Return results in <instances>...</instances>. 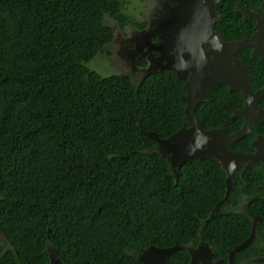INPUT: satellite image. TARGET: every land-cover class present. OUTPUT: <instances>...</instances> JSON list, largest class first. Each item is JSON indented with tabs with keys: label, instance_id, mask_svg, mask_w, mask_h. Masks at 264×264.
Instances as JSON below:
<instances>
[{
	"label": "trees",
	"instance_id": "1",
	"mask_svg": "<svg viewBox=\"0 0 264 264\" xmlns=\"http://www.w3.org/2000/svg\"><path fill=\"white\" fill-rule=\"evenodd\" d=\"M123 1L0 0V228L12 246L0 264H47V242L66 264H143L134 252L148 244L244 228L207 218L225 189L216 160L187 159L173 176L145 133L182 127V80L88 66ZM188 258L176 249L167 264Z\"/></svg>",
	"mask_w": 264,
	"mask_h": 264
},
{
	"label": "flooded vegetation",
	"instance_id": "2",
	"mask_svg": "<svg viewBox=\"0 0 264 264\" xmlns=\"http://www.w3.org/2000/svg\"><path fill=\"white\" fill-rule=\"evenodd\" d=\"M123 6L125 17L110 19L113 37L96 56L98 59L105 55L96 70L105 75H128L133 82H138L150 61L152 66L159 68L173 65L175 55L186 57L194 62L190 64L192 68L204 66L205 74H211L216 80L211 96H203L193 109L195 116L201 119L202 127L223 128L229 134L246 129L245 134L229 144L230 151L241 158L224 155V166L218 159L207 157L218 162L225 182L224 194L210 213L219 204L213 217L224 216L244 228L234 229L223 241L205 239L200 228L198 239L185 243L196 250L197 258L193 264H264V0H137L134 14H125ZM214 32L219 40L214 39ZM251 39L257 42L241 46L233 53L234 58L247 68V78L242 75L230 78L234 72L228 57L230 50L223 44ZM198 43L202 51L211 53L209 61L196 55L189 56L188 49ZM157 71L177 75L173 70ZM177 77L183 82L185 95V81ZM228 80L247 86V97L241 88H231ZM207 112H210L212 122L209 127L205 126L201 115ZM189 125L186 122V126ZM226 168L234 182L227 198L220 202L226 192ZM210 213L208 219L213 218L209 217ZM11 248L0 228V256ZM184 249L189 256L186 264H189L191 256Z\"/></svg>",
	"mask_w": 264,
	"mask_h": 264
},
{
	"label": "water",
	"instance_id": "3",
	"mask_svg": "<svg viewBox=\"0 0 264 264\" xmlns=\"http://www.w3.org/2000/svg\"><path fill=\"white\" fill-rule=\"evenodd\" d=\"M259 34L262 35V31H259ZM258 35V33H257ZM214 39L219 40V36L214 32ZM256 36V35H255ZM254 36V37H255ZM253 37V38H254ZM257 40L251 39L248 41H231L220 43L221 45H225L229 48L228 57L232 63L233 73L230 74V78H237V76L242 75V77L248 76L247 68L244 67L238 59L234 58L233 53L238 50L241 46L250 44H255ZM189 48V47H187ZM189 56L196 55L198 58H204L209 61L212 57L210 56V52H204L201 50L200 44L193 46L188 49ZM187 52V50H186ZM175 63L171 66L165 67H154L151 65V61L149 67L147 68L146 73L143 75L146 76L150 74L152 71L157 70H173L177 73V75L184 79L186 88V94L182 96V101L185 103V120L189 122L190 125L186 126V122L183 126L170 134L166 138H160L156 133L152 131H146V135L155 140L156 145L153 148L154 152H157L163 158L167 160L169 163V168L173 173V176L176 175L177 169L189 158H203V157H214L218 159L220 162L224 164L223 156L227 155L229 157L241 158V155L236 157V153H232L229 149L230 142L238 139L240 136L246 133V129L242 128L239 131L229 134L227 130L223 128H213V129H205L201 125V119L196 117L193 109L195 104L203 98V96H211L212 85L216 82L213 80L211 74L206 75L204 66L199 68L198 66L191 67L192 63L186 60V57H179L175 55ZM195 57V58H196ZM208 66V65H207ZM206 67V66H205ZM236 67V68H235ZM196 70V71H195ZM212 73V72H211ZM201 74V75H200ZM123 75V74H122ZM213 75V74H212ZM203 79V80H202ZM232 80V79H230ZM226 81L230 85L231 88H241L243 93L247 97L246 88L239 84L234 83L233 81ZM200 81L199 86L197 82ZM246 82V79L244 80ZM228 172V176L226 179V192L222 202L228 196V192L230 190L231 184L234 182L231 174L229 173V169L226 168ZM219 204H217L216 208L210 213L209 217H213L215 210L218 208ZM245 246H240V249ZM186 248L191 256V261L189 264H193V261L196 260V250H192V248L187 244H179L175 243L174 245L168 247H158L152 244H148L145 247H142L134 252L136 259L143 264H167L168 256L171 252L176 249ZM238 249V248H237ZM239 250V249H238ZM46 252L48 255V263L47 264H66L64 263L58 253V248L54 244H46ZM208 258H211V255L208 254Z\"/></svg>",
	"mask_w": 264,
	"mask_h": 264
},
{
	"label": "rangeland",
	"instance_id": "4",
	"mask_svg": "<svg viewBox=\"0 0 264 264\" xmlns=\"http://www.w3.org/2000/svg\"><path fill=\"white\" fill-rule=\"evenodd\" d=\"M136 6H137V0H128L124 3V6H123V12L125 14H134L135 13V9H136ZM111 19V18H110ZM110 19H108L109 22ZM111 25V23H110ZM105 55H100V57L98 59H96V57L88 64L89 67L93 68L96 70L97 66H98V63L101 62V59L104 58ZM100 61V62H99ZM99 72V71H98ZM101 73L102 75H105L103 74L102 72H99Z\"/></svg>",
	"mask_w": 264,
	"mask_h": 264
}]
</instances>
